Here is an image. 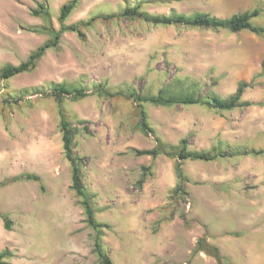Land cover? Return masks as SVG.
<instances>
[{
	"label": "rangeland",
	"instance_id": "1",
	"mask_svg": "<svg viewBox=\"0 0 264 264\" xmlns=\"http://www.w3.org/2000/svg\"><path fill=\"white\" fill-rule=\"evenodd\" d=\"M68 2L0 0V72L49 40L34 32L46 25L31 15L41 4L55 30L80 25L82 34L64 31L34 69L0 77V183L6 182L0 212L11 221L6 230L0 218V252L11 254L3 260L99 264L92 253L95 232L71 189L59 107L37 93L64 83L90 93L65 99L60 109L78 129L74 150L83 158V185L95 220L106 226L101 242L113 264H264V103L251 100L264 91V75L243 72V62L257 53L264 62V34L155 26L120 16L136 7L152 16L229 18L256 8L251 23L264 27V0H77L61 24L60 8ZM240 82L248 84L242 101L252 106L218 111L203 104L143 105L148 124L168 145L187 139L188 151H262L181 161L185 195L175 193L178 160L172 150L135 155L156 147L154 136L139 128L137 105L93 92L103 84L122 95L195 91L227 99Z\"/></svg>",
	"mask_w": 264,
	"mask_h": 264
},
{
	"label": "trees",
	"instance_id": "2",
	"mask_svg": "<svg viewBox=\"0 0 264 264\" xmlns=\"http://www.w3.org/2000/svg\"><path fill=\"white\" fill-rule=\"evenodd\" d=\"M77 0H70V2L64 4L60 8L58 21L62 24L69 14L74 9ZM32 16L41 17L46 25L44 27L35 28L34 32L40 34H48L49 40L43 43L40 47L35 49L27 59L18 64L11 65L8 64L1 69L0 77L2 79H8L15 75L31 71L36 67L38 60L44 55L47 49L55 48L61 38L64 31H72L82 36L80 32V25H71L68 27L61 26L59 30H55L52 26L49 11L41 4L36 9L31 10ZM259 15L258 9H253L251 11H246L244 13L235 14L229 18H219L212 16L208 13H195L191 16H185L182 14H172L170 16H152L148 13L140 11L139 8H128L125 9L120 16L134 20L140 19L145 23L152 25H179L191 28H203L211 29L214 31L218 30H228L230 32H239L243 30H248L257 35L264 34V27L254 26L251 20ZM113 16H96L91 18L89 21H94L96 19H109ZM89 21L87 23H89ZM86 23V24H87ZM264 75V62L262 63V72ZM248 87L245 82H240L236 91L227 99H221L215 94H207L204 96H197L195 91L190 93L173 92L169 93L166 90H160L155 95H144L136 92H129L126 95L120 93L109 92L103 84H97L93 88V92L97 93L100 97L115 98L118 96H123L126 99H131L136 105L140 116L139 128L141 132L145 135L151 134L154 136L156 141V147L152 150H141L135 151L137 156H152L156 157L162 153H169L167 150H172L177 157V162L175 165V172L178 179V184L176 186L175 193L180 195H185L184 189L182 187L183 175L182 169L180 167V162L184 160H193L201 162H211L218 158L231 157L233 155H249V154H261L262 151L255 150H242L238 152H228V151H216V152H204V151H188V141L187 139H182L178 146H171L164 143L160 138L155 135L154 130L150 127L147 121V115L143 108L144 104H151L154 106H164L170 107L175 105H195L203 104L207 105L218 111H230L237 107H248L251 104L248 101H242V95L244 90ZM45 96H50L53 98L54 102L59 107V129L62 135V148L65 158L71 165V189L75 193V196L79 199V205L83 209L84 222L90 227L94 232V242L92 253L96 256L99 264H113L112 260L108 254L104 251L101 242V229L105 228L104 224H100L95 220L94 209L91 202L87 196L85 187L82 181V168L84 165L83 158L80 157L74 150L75 146V136L79 133L78 129L73 126L65 117L60 109L61 104L65 99L80 100L87 97L90 93L81 87H72L64 83L51 84L49 86V93L37 92ZM28 179L39 181L38 176L33 174H28L25 176ZM18 177H14L10 180L15 181ZM6 184V182H1L0 186ZM0 218L3 220V225L6 230H10L11 221L8 217L0 212ZM214 252L217 253L215 248ZM11 254L4 250L0 252V264H11L8 261H4V258H9ZM217 259H219L216 254Z\"/></svg>",
	"mask_w": 264,
	"mask_h": 264
},
{
	"label": "crops",
	"instance_id": "3",
	"mask_svg": "<svg viewBox=\"0 0 264 264\" xmlns=\"http://www.w3.org/2000/svg\"><path fill=\"white\" fill-rule=\"evenodd\" d=\"M243 66V72L246 71L248 74L261 72L262 60L260 59V55L257 53L253 57H250L247 61L243 62ZM252 98L251 100H253L254 102H259L260 99H263L264 103V91L256 92Z\"/></svg>",
	"mask_w": 264,
	"mask_h": 264
}]
</instances>
